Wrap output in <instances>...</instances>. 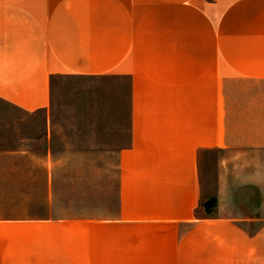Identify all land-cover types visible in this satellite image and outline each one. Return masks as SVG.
I'll return each mask as SVG.
<instances>
[{
	"label": "crops",
	"instance_id": "crops-1",
	"mask_svg": "<svg viewBox=\"0 0 264 264\" xmlns=\"http://www.w3.org/2000/svg\"><path fill=\"white\" fill-rule=\"evenodd\" d=\"M79 78L109 86L96 123H54ZM0 101L45 118L0 151V264H264V0H0ZM74 164L116 166L109 208H55Z\"/></svg>",
	"mask_w": 264,
	"mask_h": 264
},
{
	"label": "rangeland",
	"instance_id": "rangeland-1",
	"mask_svg": "<svg viewBox=\"0 0 264 264\" xmlns=\"http://www.w3.org/2000/svg\"><path fill=\"white\" fill-rule=\"evenodd\" d=\"M116 87L117 85H113ZM104 86L94 84L87 79L62 80L56 85L55 108L53 120L56 124L68 125H87L96 123V118L92 112L101 108L104 96L98 93L107 92L108 87L102 90ZM44 115L42 113L25 114L17 108L0 101V151L16 147L22 139H28L32 144V150L37 151L39 140L43 136ZM72 134L59 133L60 138L70 137ZM41 154V152H40ZM221 156L230 154L222 152ZM233 155V154H232ZM218 153H210L211 160ZM37 158H32L29 164L24 160V189L30 194L28 208H44L45 195L43 193L42 179L44 168L49 166L37 164ZM17 163V161L15 162ZM21 171V163H18ZM213 166H207V185H213L212 171ZM28 171V172H27ZM51 171L55 176L56 197L54 200L55 208H109V203L103 206V180L108 186L106 191L112 196L116 182V166L102 165H55L51 166ZM19 175V173H18ZM21 175V174H20ZM19 175V176H20ZM102 179V180H101ZM102 182V183H101ZM14 204L17 208H23L22 198L14 196ZM54 199V198H53ZM26 205H24L26 207ZM6 205L0 204V208ZM47 208V207H45ZM210 214H214V206H210ZM227 210L230 208H226ZM236 209V208H234Z\"/></svg>",
	"mask_w": 264,
	"mask_h": 264
},
{
	"label": "trees",
	"instance_id": "trees-1",
	"mask_svg": "<svg viewBox=\"0 0 264 264\" xmlns=\"http://www.w3.org/2000/svg\"><path fill=\"white\" fill-rule=\"evenodd\" d=\"M212 205L216 206V199L215 198H211V199L207 200V202H206L207 208H209Z\"/></svg>",
	"mask_w": 264,
	"mask_h": 264
}]
</instances>
